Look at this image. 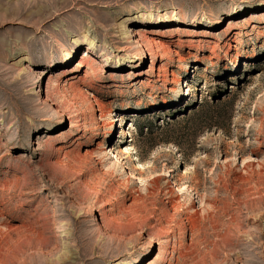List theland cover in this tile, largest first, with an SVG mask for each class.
Segmentation results:
<instances>
[{
	"label": "rangeland",
	"instance_id": "rangeland-1",
	"mask_svg": "<svg viewBox=\"0 0 264 264\" xmlns=\"http://www.w3.org/2000/svg\"><path fill=\"white\" fill-rule=\"evenodd\" d=\"M0 264H264V0H0Z\"/></svg>",
	"mask_w": 264,
	"mask_h": 264
},
{
	"label": "bare ground",
	"instance_id": "bare-ground-1",
	"mask_svg": "<svg viewBox=\"0 0 264 264\" xmlns=\"http://www.w3.org/2000/svg\"><path fill=\"white\" fill-rule=\"evenodd\" d=\"M160 47L162 48V49H164L163 47H162V45H160ZM148 52H147V54L149 55L150 54V50H147ZM162 52H164V51H162ZM163 56L165 55V52L162 54ZM84 66V64H83V61H79V62H77L76 63V65H75V67L76 68H79V70L82 68ZM79 70H74V72H77V71H79ZM111 123H113V120H111L109 123H108V126L109 127H111L112 126V124Z\"/></svg>",
	"mask_w": 264,
	"mask_h": 264
}]
</instances>
